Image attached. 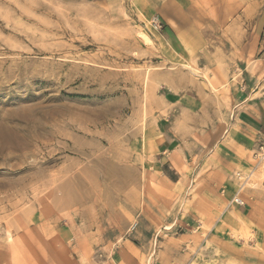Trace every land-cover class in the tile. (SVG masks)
<instances>
[{
  "label": "rangeland",
  "instance_id": "1",
  "mask_svg": "<svg viewBox=\"0 0 264 264\" xmlns=\"http://www.w3.org/2000/svg\"><path fill=\"white\" fill-rule=\"evenodd\" d=\"M231 3L243 43L217 39ZM252 66L264 76V0H0V264H264V215L210 242L186 225L223 183L212 136ZM147 131L173 136L162 172Z\"/></svg>",
  "mask_w": 264,
  "mask_h": 264
},
{
  "label": "crops",
  "instance_id": "2",
  "mask_svg": "<svg viewBox=\"0 0 264 264\" xmlns=\"http://www.w3.org/2000/svg\"><path fill=\"white\" fill-rule=\"evenodd\" d=\"M231 5L230 10L226 9L230 13L225 16L224 22L219 26H223L225 32L229 28L232 33L228 31L225 34L223 31L220 33L222 37H218L217 39L218 41L243 43L246 41L247 36V31L244 28L247 26L248 21V6L241 3H231ZM262 6L259 4L252 9L257 14ZM166 32L169 35V31L166 30ZM161 37L163 40L171 42L164 35ZM199 42H201L200 39ZM219 53L222 54L214 56L224 59L228 58L227 54L223 52ZM236 53L238 54L235 57L240 59L247 58L248 56L247 51H236ZM253 69L256 68L252 66L244 70L248 76L250 75V78L246 80L245 86H242L235 92L237 102H239V105L237 104L235 107L239 109V114L234 116L235 118L227 115L228 117L224 120V126L222 125L217 134L212 136L217 141L213 143L214 145L210 149L207 165L214 167H212L211 176L217 172L214 176L219 175L221 178L219 182L223 183H219L218 185L215 183L216 186L208 183L209 185L206 187L203 186L205 190L202 192V197L198 202L199 205L191 208V214H189L188 218L186 217L187 219L184 216L181 218V224L183 220H187V228H190L192 225L194 226L191 231H197V236L202 227V232L197 237L200 241H204V237L206 236L210 242L211 234L221 235L218 232L224 233L231 227L238 231L243 230V228L252 230L264 215V176L262 175L258 179H254L257 175L256 173L260 170V164L255 158V153L259 145L264 142V76L258 79L254 76L257 75V72H253ZM180 104H182L183 110L186 111L181 118H185V115L188 118L186 113L191 117L194 116V106L189 100L184 99L180 101ZM228 125L230 126L228 127L229 129H225V126ZM146 138L147 145L145 140L142 150L145 151V154L143 153V155L147 157V161L154 163L159 172H162L163 166L171 161L165 157L170 155V148H172L170 144L172 143L173 136L170 137V135L162 132L147 131L145 133ZM155 139H159V142L154 141ZM171 155L173 157L171 159L175 162L174 165L179 168L178 161L181 160L182 152L172 151ZM212 161L217 163L215 164ZM169 169L175 168L169 166ZM235 171L240 172L241 180L238 179V181L237 178L232 177ZM253 174L252 178L251 175ZM249 175L250 178L248 179ZM161 181L157 185H162L163 181L162 184ZM182 181L183 178L179 179L177 186ZM235 198H240L244 202V206L240 207L236 205L233 202ZM195 222L200 225V228L195 227ZM254 232L257 235V232ZM215 237L211 239L212 244L218 239ZM218 240L222 242L220 239Z\"/></svg>",
  "mask_w": 264,
  "mask_h": 264
},
{
  "label": "built area",
  "instance_id": "3",
  "mask_svg": "<svg viewBox=\"0 0 264 264\" xmlns=\"http://www.w3.org/2000/svg\"><path fill=\"white\" fill-rule=\"evenodd\" d=\"M255 158L259 164L264 165V142L259 145L255 153ZM233 202L240 207L244 206V202L240 198H235Z\"/></svg>",
  "mask_w": 264,
  "mask_h": 264
},
{
  "label": "bare ground",
  "instance_id": "4",
  "mask_svg": "<svg viewBox=\"0 0 264 264\" xmlns=\"http://www.w3.org/2000/svg\"><path fill=\"white\" fill-rule=\"evenodd\" d=\"M141 36H142V38H143V40L146 42V43H149L150 42V38L148 37V36H146L145 34H141ZM260 167H259V171L256 173L257 175H256V177H254V179H258L260 176H264V165L262 164V165H259ZM252 176V178H253V176H254V174L253 175H251ZM249 178V177H248ZM258 183V182H257ZM251 184V183H250ZM256 184V183H255ZM262 184V183H261ZM254 185V184H253ZM257 185V184H256ZM241 191V190H240ZM231 217V216H230ZM238 219V218H237Z\"/></svg>",
  "mask_w": 264,
  "mask_h": 264
}]
</instances>
